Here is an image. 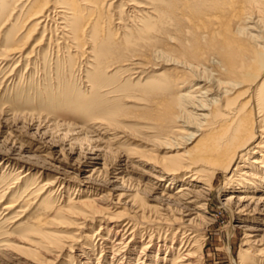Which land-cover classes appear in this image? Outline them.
Listing matches in <instances>:
<instances>
[{
	"label": "rangeland",
	"instance_id": "1",
	"mask_svg": "<svg viewBox=\"0 0 264 264\" xmlns=\"http://www.w3.org/2000/svg\"><path fill=\"white\" fill-rule=\"evenodd\" d=\"M35 1L0 0V13L2 6L8 5L0 14V264H26L19 256L28 257L22 251L37 255L36 260L45 261L44 264H136L147 241L151 242L138 263L170 264L182 239V231L176 234L174 231L184 212L193 213L191 226L200 228L195 253L200 260L198 264H264V175L253 168L256 164L249 162L252 154L241 163L236 180L228 183L221 171L214 173L199 165L196 168L202 171L197 178L208 179L209 185L201 181L189 185L184 179L178 182L177 176L170 182L173 172L166 175L161 169L170 165L165 149L168 144L161 138L170 126L166 124L165 128V123H157L154 115L149 118L153 107L146 99L159 86L158 78L170 74L173 67L160 63L156 66L149 59L151 49L141 40L135 50L125 45L137 40L145 22L150 20L144 19L143 26L131 23L128 1L113 0L110 14L102 15L101 20L105 17L103 24L105 29L109 27L111 37L119 39L123 35L118 51L121 54L116 58L130 59L133 65L128 60L127 65L118 62L108 67V75L100 81L108 84H98L95 90L90 88L93 77L92 81L88 78L95 75L90 55L63 40L58 26L61 20L51 16L50 21L37 23V19L29 17ZM120 16L124 24L117 25L116 17ZM125 26L129 30L122 33ZM15 44L24 47L21 57L10 53ZM240 98L236 101H241ZM105 112L117 114L118 122L108 124L109 132L95 124V119L102 118ZM205 132L199 137L202 144L206 143ZM192 145L186 148L192 150ZM183 185L188 188L184 192L198 197L193 199L194 203L180 207L169 195ZM241 196L246 199H239ZM69 199L92 200L93 205L103 210L85 228L76 229L72 218L65 223L43 224V230L68 237L62 239L56 252L37 246L35 235L23 237L28 227L43 222L47 204L60 208ZM10 202L15 203L14 208L5 209ZM110 216H114L111 224L104 219ZM128 220L132 226L124 234L125 243L120 249L115 248L123 234L121 226ZM4 242L21 252L17 250L14 256L3 249ZM157 256L160 258L155 261Z\"/></svg>",
	"mask_w": 264,
	"mask_h": 264
},
{
	"label": "bare ground",
	"instance_id": "2",
	"mask_svg": "<svg viewBox=\"0 0 264 264\" xmlns=\"http://www.w3.org/2000/svg\"><path fill=\"white\" fill-rule=\"evenodd\" d=\"M126 1H128L127 5L131 12L128 15L131 23L141 26L144 24V19L148 18L150 21L148 20V23L145 22L142 33L137 40H126L129 43L126 42L127 44L125 45L129 46L128 48L131 46V49L135 50L139 46L138 41L141 40L145 47L151 49L149 59L156 63V66L157 63H160L161 65H172L173 67L172 72L168 75L162 77L156 75L160 80L159 86L150 91L151 95L146 99L148 105L153 107V109L150 108L151 114H148L149 118L154 115L153 120L157 123H165V128L166 124L170 126L166 129L168 131L161 136L168 144L165 149L169 152L167 158L170 160V165H163L164 167L161 169L165 170L166 175L168 171L173 172L172 174L174 175L171 176L169 181L172 182L173 177L177 176L178 182L184 179V181L188 180L186 183L189 185H193V183L198 181L209 185L208 179L197 178L198 172L202 171V168H196L199 165L203 169H209L214 173L221 171L226 183L230 182V180L233 182L236 180L235 173L243 166L241 163L246 161L251 154L252 158L249 162L256 164L257 166H253V168L264 175V0ZM6 2L4 1V4ZM112 2L113 0H36L31 6V13L28 14L29 17L37 19V23L50 21L49 18L51 16L61 20L58 26L63 40L69 41L70 45H72L71 47L79 49L83 54L87 53L90 55L91 59L89 61L95 65V75L91 73L95 78L94 76L88 77L89 80L92 79L90 77H93L91 89L97 88L100 81L108 75L106 74L108 67L118 62H122V65H127L125 63L130 60L124 59L120 61L121 59L116 58L117 54L120 53L118 51H120L119 45L123 42V35H120L119 39L111 37L109 30H107L109 27L105 29L103 24L105 17L103 21L101 20L102 15L105 16L112 10V8L110 9ZM6 5L2 6L1 13L7 9ZM7 14L6 16H8ZM122 14H124V11ZM116 19L117 25L124 24L121 16L116 17ZM37 23L33 24L36 25ZM56 27L54 28L55 30H57ZM126 30L128 31L129 28L126 27L125 29L123 27L121 32L124 33ZM114 35L116 34L114 33ZM50 39L52 38L50 37ZM54 39L56 40V37ZM40 41L38 42L40 43ZM161 42L165 44L160 45L159 43ZM10 43L9 41L6 45L9 44L7 46H10ZM17 46L20 45L15 44L10 53L21 57L24 47L22 45L20 48ZM31 52L29 50L30 54ZM81 52H79L80 55ZM83 54L81 57H84ZM70 58L72 59V57L68 59ZM75 59L77 60V58ZM129 63H131V60ZM131 64L133 65V63ZM69 68L70 65L68 66ZM11 69H14L13 66ZM85 72L87 73V71ZM7 77L9 76L7 75ZM104 83H101L102 86ZM194 83L195 85L193 86ZM97 90L99 91V89ZM238 98L241 101H236ZM245 106H248V109ZM105 113L102 118L95 119V124L100 129L108 130L110 129L108 124L115 125L118 122L117 114H114V112L112 114ZM177 123L183 124L176 125ZM204 131H207L204 135L206 143L202 144L203 141H199V137ZM191 144H193L194 149H197L195 155L192 154L194 149L186 148V146ZM179 176L181 177L179 178ZM243 185H241L242 188L244 187ZM187 189L185 185L175 188L172 194L169 195L170 199L177 201L179 205L181 204L180 207L183 204L188 206L194 203L198 195L184 192ZM41 193L42 191H40ZM231 197L232 195L228 198ZM245 197L241 196L239 199ZM17 204L18 201L16 200V206ZM14 206L15 203L11 204L10 202L4 208L10 210ZM46 208L47 215L45 218L42 217L44 219L42 220L43 222L40 221L37 225L28 227L22 235L24 238H29L31 235L37 236V244L39 245L35 243L34 245L48 249L52 253L60 248L62 239L68 237L60 235L61 233L57 234L43 230V224L65 223L67 219L72 218L73 222L71 221V223L76 224V229L85 228L97 213H101V210H103L98 205H93L92 200L88 199L76 201L69 199L64 207L57 208L47 204ZM184 208L186 209V207ZM184 208L182 207V209ZM179 209L181 210V208ZM184 213L180 217L179 227L174 231V234L182 231V239L177 247L178 251L175 257L169 261L170 264H198L200 261L196 259L197 254L195 255L198 242L200 241L198 237L201 236L200 228L195 229L191 226V220L194 217L190 218V216L193 213ZM196 215L199 214L196 213ZM185 216L188 217L186 218ZM113 217H105L104 219L111 224ZM75 219H80L81 221L77 222ZM131 222L128 220L121 226L123 234L120 235L121 241L116 243L115 248L120 249L125 243L124 234L132 226ZM111 228L112 226H110L109 230ZM129 234L131 233L129 232ZM131 240L130 238L126 243L128 244ZM147 242L150 243L151 241ZM148 244L146 245L148 246ZM146 245L141 247L142 250L138 253L136 264H139L140 255L145 253ZM2 246L4 250H9L16 256V251L18 250H16V246L5 242L2 243ZM35 250H32V252ZM22 253L28 256L19 255L24 258V263L26 264L45 263V261L36 260L37 255L33 257V255L24 253V251ZM158 258L160 257L157 256L155 261ZM164 260L166 261V258ZM157 263L159 264V262Z\"/></svg>",
	"mask_w": 264,
	"mask_h": 264
}]
</instances>
